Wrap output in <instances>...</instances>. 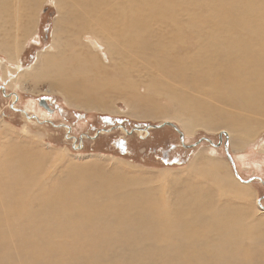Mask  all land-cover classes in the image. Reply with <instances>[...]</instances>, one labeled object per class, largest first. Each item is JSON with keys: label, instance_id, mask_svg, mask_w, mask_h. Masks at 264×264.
<instances>
[{"label": "bare ground", "instance_id": "bare-ground-1", "mask_svg": "<svg viewBox=\"0 0 264 264\" xmlns=\"http://www.w3.org/2000/svg\"><path fill=\"white\" fill-rule=\"evenodd\" d=\"M19 1L27 6L23 35L33 27L41 0ZM57 1L62 16L54 51L43 56L38 73L65 86L72 104L102 107L96 89L108 75L98 53L77 47L82 33H96L117 63L143 51L149 36L157 33L154 25H160L163 31L152 41L160 45L159 51L172 47L173 41H186L187 33L199 48L195 58H179L170 69L163 64L170 61V53L162 52L166 57L155 59L162 70L179 80L207 84L208 93L228 96L235 108H264V0ZM180 1L198 13L191 21L179 17ZM16 2L0 0V11L12 10ZM165 4L171 10L160 11ZM0 27V47L13 57L20 45L12 43L14 32L6 16L0 15ZM195 106L183 111L188 122L202 117L206 124H221ZM7 155L2 148L0 264H264V217L253 222L247 207L235 205L246 189L222 173L216 182L219 202L211 190H203V197L179 192L169 207L154 188H130L135 178L119 168L107 171L101 164H84L71 169L63 182L48 184L37 155L22 150L21 157ZM206 171L201 170L204 178Z\"/></svg>", "mask_w": 264, "mask_h": 264}, {"label": "rangeland", "instance_id": "rangeland-1", "mask_svg": "<svg viewBox=\"0 0 264 264\" xmlns=\"http://www.w3.org/2000/svg\"><path fill=\"white\" fill-rule=\"evenodd\" d=\"M16 1L17 7H12L13 11L11 8L9 11H0L1 16L7 17V25L13 29L12 43L20 45L13 57L9 56L8 50L4 51L0 47V87H6L11 92L6 96L0 89V150L7 148L6 157L11 158L12 152L21 157V150L37 155L43 167V181L48 184L63 182L71 169L84 164H101L107 171L119 168L135 178L136 182L130 188H154L158 196L167 200L165 202L169 203V207L174 205L172 201L174 202L179 192L203 197L205 190H211L218 200L216 203L219 202L221 196L216 193V182L222 173L246 189L244 197L234 199L235 205L247 207L253 222L264 217V209L260 206L264 205V108L260 111L251 109L253 112H249L248 108L247 111L244 107L238 108L241 105H236L235 108V101L231 98L230 101L228 96L208 93V85L205 83L176 79L167 69L162 70V65L155 61L158 57H164L162 52L165 55L170 53V61L167 59L163 63L170 69L169 65L173 67L179 58L186 62L191 60L190 57L195 58L199 48L194 44L190 33H187L186 41H173L172 47L159 51L160 45L154 42L158 41L157 35L163 28L154 25L157 33L149 36L151 41L148 40L145 49L137 53L136 57L130 54L117 63L107 50L106 43L96 33H82L77 40V47L98 53L108 75L106 81L101 86L98 84V90L96 89L102 107L78 106L65 97V86L59 87L56 79L38 73L43 56L54 51L52 46L57 23L59 24L62 16V7L57 0H41L32 21L33 27L28 30V34L22 35L21 31L28 22V17L22 12L26 11L27 6L25 2ZM201 1L208 3L210 0ZM168 10H171L168 4L160 9L162 12ZM176 10L183 22L191 21L198 14L192 6H187L182 1L180 6L176 5ZM166 15L176 19L175 15ZM165 27L169 25L166 24ZM3 33L0 30V38ZM94 45L97 46L95 50ZM72 76L77 79L79 75L75 72ZM178 92L183 96H178ZM41 97L51 101L53 108L60 112L56 111L53 115L42 112L41 107L37 106ZM13 101L16 108L26 110L41 119L51 118L55 124L72 123V134L69 132L67 138V128L44 125L33 120L34 118L23 120V113L9 106ZM187 101L190 102L188 105L198 104L199 108L195 107L206 112L204 116H213L221 124H206L202 117L188 122V115L183 112L191 109L187 107ZM167 120L179 126L186 136L187 144L198 141L202 136L218 142L220 134L226 131L227 146L235 160L237 172L242 179L249 180L248 183L235 175L225 150V135L223 143L217 146L203 141L194 148H186L182 146L179 133L170 126L150 129L148 135L146 130L143 131L146 125ZM236 121L240 125L234 124ZM120 124L127 129L142 127L143 130L127 135L124 128H115L111 132L100 133L94 139L84 136H93L99 129ZM141 135L144 137H140ZM80 142L83 146H79ZM72 143L78 147H74ZM88 154L92 156H87ZM204 169H207L206 180L201 175V170ZM258 177H262L263 181ZM57 237L58 235L54 238ZM16 247L15 251L19 246Z\"/></svg>", "mask_w": 264, "mask_h": 264}, {"label": "water", "instance_id": "water-1", "mask_svg": "<svg viewBox=\"0 0 264 264\" xmlns=\"http://www.w3.org/2000/svg\"><path fill=\"white\" fill-rule=\"evenodd\" d=\"M17 97V96H16ZM15 102V101H14ZM14 102H12V104L10 105V107H12V108H14L15 110H19V111H21L22 113H23V115H24V118H23V120H27V119H32V118H34V119H36L38 122H40V120H39V117L37 116V115H35V114H29L26 110H23V109H19V108H16L15 106H14ZM42 104L43 105H45L43 102H42ZM53 125H55V126H63V127H65V128H67V133H66V137L67 138H69V132H70V130L72 129V127H71V125H69V124H65V123H61V124H55L54 122H51ZM164 126H170V127H172L176 132H178L179 133V136H180V139H181V142H182V146H184V147H186V148H194V147H196V146H198L199 144H201L203 141H207L209 144H211V145H213V146H217V145H219V144H222L223 143V135H225V141H224V144H225V150H226V153H227V156H228V158H229V160L231 161V163H232V165H233V169H234V171H235V175L238 177V178H240V179H242L241 177H240V175H239V173L237 172V168H236V163H235V160L233 159V156H232V154L230 153V151H229V147L227 146L228 145V133L226 132V131H223L221 134H220V137H219V140H218V142H215L213 139H211L210 137H208V136H202L201 138H199L198 139V141H196V142H194V143H189V144H187V143H185V140H186V136H185V134H184V132L179 128V126L176 124V123H174V122H172V121H163V122H160V123H156V124H150V125H146L144 128H145V130H146V135H148V132H149V130L150 129H157V128H162V127H164ZM117 129V128H124L125 129V133L127 134V135H131V134H133V132H135V131H141V130H143V128L142 127H133V128H131V129H127L126 128V126L124 127V125H122V124H120V125H118V126H116V127H110V128H103V129H99V130H97L96 132H95V134L93 135V136H91V135H89V134H85L84 136L85 137H88V138H90V139H94V138H96L97 136H99V134L100 133H105V132H111L112 130H114V129ZM82 137V135L80 136V138ZM140 137H144V136H140ZM71 138V137H70ZM74 140H77L76 139V137H72ZM81 141V140H80ZM72 145L74 146V147H78V146H76L74 143H72ZM79 146H83V143H81L80 142V144H79ZM261 181H263L262 180V177L260 178V177H258ZM264 182V181H263ZM262 206H264V205H262Z\"/></svg>", "mask_w": 264, "mask_h": 264}, {"label": "flooded vegetation", "instance_id": "flooded-vegetation-1", "mask_svg": "<svg viewBox=\"0 0 264 264\" xmlns=\"http://www.w3.org/2000/svg\"><path fill=\"white\" fill-rule=\"evenodd\" d=\"M0 89H1V92H3L6 96H9L10 95V91H7V89H6V87L4 88V87H0ZM14 102V101H13ZM42 102L45 104V105H43L42 104ZM15 104V103H14ZM10 106V105H9ZM37 106L42 110V112H45V113H50V115H53L56 111L57 112H60L58 109H56V108H53V106H52V102L51 101H49L47 98H43V97H41L40 98V101L38 102V104H37ZM43 108V109H42ZM17 112H19V113H21L20 111H18L17 110ZM40 118V117H39ZM33 119V118H32ZM33 120H36V119H33ZM40 120V123L41 124H47V125H52V126H54V127H59V128H65V127H63V126H55V125H53L51 122L53 121L51 118H40L39 119ZM52 120V121H51ZM37 121V120H36ZM39 123V124H40ZM69 124V123H68ZM70 125V124H69ZM71 127H72V129H73V125H72V123H71ZM72 129L70 130V134H72L71 132H72ZM67 132V131H66Z\"/></svg>", "mask_w": 264, "mask_h": 264}]
</instances>
